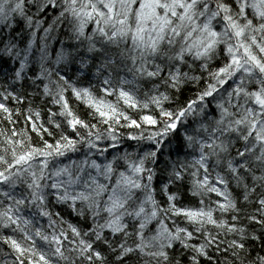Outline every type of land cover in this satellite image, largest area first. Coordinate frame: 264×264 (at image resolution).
<instances>
[{"label": "snow or ice", "instance_id": "1", "mask_svg": "<svg viewBox=\"0 0 264 264\" xmlns=\"http://www.w3.org/2000/svg\"><path fill=\"white\" fill-rule=\"evenodd\" d=\"M0 264H264V0H0Z\"/></svg>", "mask_w": 264, "mask_h": 264}]
</instances>
